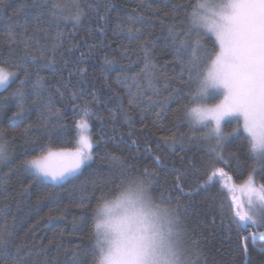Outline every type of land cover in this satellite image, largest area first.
<instances>
[{
    "label": "trees",
    "instance_id": "trees-1",
    "mask_svg": "<svg viewBox=\"0 0 264 264\" xmlns=\"http://www.w3.org/2000/svg\"><path fill=\"white\" fill-rule=\"evenodd\" d=\"M203 1L79 0L84 13L79 23L65 19L77 11L74 0H48L42 5L41 20L49 18L53 4L62 6L61 15L56 17L58 24L55 21L51 26L41 24L48 32L39 37V45L43 47L33 49L36 64L27 65L30 78L34 80L39 70L50 85L56 84L79 61L78 66L87 70L86 85L83 92L79 87H70L64 91L63 98L55 94V107L62 113L58 121L46 122L42 117L45 110L32 105L31 95L28 96L29 118L22 122L10 124L7 119L16 110L14 99L9 98L0 110V129L9 141V151L14 157L12 165L17 169L0 185V232L11 233L7 251L0 254V264H69L74 249L81 253L83 264H95L98 249L93 233V208L122 179L136 175L146 178L153 193L176 211L181 229L178 245L185 261L190 253H198L191 256L194 264H244L246 244V264H264V251H261L264 242L254 243L248 236L264 232V226L249 225L238 230L233 223L238 208L231 193L250 174L257 185H264V161L250 157L247 134L242 124L238 132L234 131L235 119L223 125L229 134L223 146L227 165L215 161L207 151L210 144L203 140L204 129L191 128L184 119L182 106H195L189 103L191 98L187 93L193 92L196 85L188 82L187 70L181 77L180 65L172 62L168 29L177 25V31H187L189 13ZM32 2L0 0V17L11 16L21 4H27L26 12H34ZM177 5L187 7L174 11ZM97 7L108 18L102 35L96 30ZM133 13L142 20L133 24L130 20ZM28 20L31 29V15ZM129 27L134 29L131 36ZM58 33H63V39L53 40ZM5 34L0 24V40ZM196 38L197 31L193 30V41ZM203 43L211 48L215 41L211 36ZM146 56L154 66L147 69V75L142 73ZM42 58L53 59L55 67L63 72L53 73L47 67L38 69ZM13 63L9 61L8 70L18 72L23 79L24 72L12 67ZM153 72L155 75H151ZM76 79L79 73L73 82ZM19 86L17 79L7 90L1 88L0 97H10ZM93 92L98 97L91 105L97 115L88 120L89 134L95 143L92 160L60 184L43 180L25 191L32 176L24 171L21 162L47 151L76 148V121L81 117L74 108L92 101ZM72 93H76L75 98ZM220 100L221 95L213 93L209 102L215 104ZM165 136H174L179 142L169 146L162 139ZM155 156L167 163V171L156 163ZM12 165L0 164V176L8 173ZM221 167L226 176L216 174V182L210 187H198L213 169ZM145 169L155 175L146 176ZM224 177H231L230 190L221 184ZM242 236L247 237L245 243Z\"/></svg>",
    "mask_w": 264,
    "mask_h": 264
},
{
    "label": "snow or ice",
    "instance_id": "snow-or-ice-1",
    "mask_svg": "<svg viewBox=\"0 0 264 264\" xmlns=\"http://www.w3.org/2000/svg\"><path fill=\"white\" fill-rule=\"evenodd\" d=\"M48 0H33L31 7L34 12H26L27 4H21L11 16L0 17V24H3L5 36L0 40V87L7 90L12 82L19 79L20 85L10 93V97H0V110L7 103L9 98L15 100L16 110L7 119L10 124L22 122L28 119V96L33 97L31 103L45 110L42 113L43 119L51 123L59 120L61 111L55 107V94L63 98L64 91L70 87H79L83 92L86 85L84 76L86 69L80 68L79 61L76 66L68 68V76L61 75L56 84H49L40 75L39 70L35 73V79H31L27 65L31 62L36 64V57L33 49L43 47L39 45L41 34L47 35L48 28L41 24L51 26L56 17L61 15L59 11L62 6L53 4L47 20H41L44 15L42 5ZM76 13L65 19H72L80 22L84 14L80 7L79 0H74ZM142 6V5H141ZM91 7V5H89ZM186 5H177L173 9L179 11ZM211 9L213 20L208 23V10ZM98 20L96 30L103 34V24L107 22V17L99 13V7L95 8ZM32 16V27L29 29L28 16ZM133 24L142 17H130ZM38 21V22H37ZM121 27V25H117ZM177 25L169 26L167 40L171 42L173 49V63L181 67V77L184 70H187L188 82H194L196 88L193 92L187 93L191 98L189 107L183 105L184 119H187L191 128L200 127L204 129L203 140L210 144L207 149L215 161H228L224 158L223 146L227 133L224 131V123L237 121V129L242 122L243 130L247 134L249 143V155L253 160L264 161V0H219V3H204L194 5L189 13V27L187 31L181 33L177 31ZM197 31V38L193 41L192 31ZM90 31H92L90 29ZM134 29L128 28L129 36ZM139 32V29H135ZM215 37V44L208 48L203 43L204 39ZM63 33H58L53 40H62ZM148 47L147 43L144 46ZM5 49L7 51H5ZM55 50V49H54ZM84 54L81 53V56ZM107 61V57H105ZM9 61H14L12 67L24 72V78L20 79L18 72L9 71ZM65 63H70L65 61ZM145 69L143 74H148L147 69L154 68L145 57ZM47 67L55 72H63L55 67L53 59H41L37 64L38 69ZM79 73V79L73 82L74 76ZM151 75H155L153 72ZM151 84V79H149ZM28 85L24 88L23 85ZM217 93L223 96L219 103L212 104L210 99L212 94ZM76 97V93H72ZM92 101H86L83 107L74 108L81 119L76 121V128L79 130L78 147L74 150L61 149L59 151H47L40 155L24 159L21 162L25 172L32 176L31 183L25 188L28 191L35 183L43 180H50L52 183L65 181L81 170L82 166L92 160V150L95 146L90 134H88V120L97 115L92 111V103L97 102L98 93H91ZM131 102V101H130ZM125 119H129L125 113ZM27 129L25 132L27 133ZM169 146L179 141L174 136L162 137ZM182 139V138H181ZM214 142V143H213ZM132 143H136L132 141ZM113 159H118L113 156ZM14 157L9 151V141L5 133L0 129V164L12 165ZM156 163L167 171V163L160 156L154 157ZM16 166L12 165L8 173L0 176V185L4 183L5 177L16 171ZM216 174L221 177L227 174L224 168L213 169L211 175L204 181L200 188H208L216 182ZM146 176L155 175L145 169ZM231 179V177H229ZM180 187L179 183L176 185ZM243 189L252 193L249 198V210L247 213L236 211L233 223H236L238 230L247 229L249 225L257 227L264 226V185L259 189L255 187L254 177L250 174L244 181ZM176 235L181 236L179 218L174 210ZM238 218V221H237ZM11 233L0 232V254L7 251L8 236ZM255 243L256 235L253 234ZM260 238L264 239V232L260 233ZM247 237H241L242 242ZM100 241L97 240L96 249L99 248ZM247 255V245L244 247ZM264 251V249H261ZM198 253H190L186 264H194L191 256ZM69 264H83L81 253L73 250Z\"/></svg>",
    "mask_w": 264,
    "mask_h": 264
},
{
    "label": "clouds",
    "instance_id": "clouds-1",
    "mask_svg": "<svg viewBox=\"0 0 264 264\" xmlns=\"http://www.w3.org/2000/svg\"><path fill=\"white\" fill-rule=\"evenodd\" d=\"M100 241L95 264H184L178 251L174 209L143 176H128L93 208Z\"/></svg>",
    "mask_w": 264,
    "mask_h": 264
},
{
    "label": "rangeland",
    "instance_id": "rangeland-1",
    "mask_svg": "<svg viewBox=\"0 0 264 264\" xmlns=\"http://www.w3.org/2000/svg\"><path fill=\"white\" fill-rule=\"evenodd\" d=\"M207 2L208 3H213V2H216V3H219V0H207ZM202 3H204V1L202 2ZM208 23L209 24H211V22H212V20H213V17H212V15H211V9H209L208 10ZM213 37V39H214V41H215V37L214 36H212ZM1 88H3V87H0V89ZM217 94V93H216ZM223 99V96L221 95V100ZM220 100V101H221ZM219 101V102H220ZM219 102H217V103H219ZM241 124H242V122H241ZM77 132H78V137H79V130L77 129ZM88 134H89V129H88ZM77 141H78V139H77ZM79 145H78V143L76 144V147H78ZM75 149V148H74ZM73 149V150H74ZM72 150V149H71ZM45 182H49V183H52L50 180H44ZM63 181H61V182H58V183H52V184H60V183H62ZM255 182V181H254ZM221 184H222V186L225 188V189H227V190H230V185H231V181H230V179L229 178H226V177H224L223 179H221ZM243 184L241 185V186H238V187H236V188H234V189H232V195H233V197H234V201H235V203L237 204V208H238V211H241V212H243V213H247L248 212V210H249V198H250V196H253V194L252 193H249L248 191H246V190H244L243 189ZM255 187L257 188V189H259V185H257L256 184V182H255ZM253 226V225H252ZM177 244H178V239H177ZM178 251L182 254V259H183V261H184V264H186V261L184 260V256H183V253H182V251H181V248L179 247V245H178Z\"/></svg>",
    "mask_w": 264,
    "mask_h": 264
},
{
    "label": "water",
    "instance_id": "water-1",
    "mask_svg": "<svg viewBox=\"0 0 264 264\" xmlns=\"http://www.w3.org/2000/svg\"><path fill=\"white\" fill-rule=\"evenodd\" d=\"M253 234H254V233H250V234L248 235V236L252 239V241H253V238H252V237H253ZM255 235H256V240H257V241H259V242H261V243L264 242V239H261V238H260V233H257V234H255ZM246 240H247V239H246ZM256 240H255V241H256ZM245 242H246V241H243V243H245ZM243 247H244V246H243ZM246 261H247V255H245V261H244V264H246Z\"/></svg>",
    "mask_w": 264,
    "mask_h": 264
}]
</instances>
